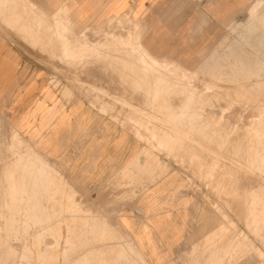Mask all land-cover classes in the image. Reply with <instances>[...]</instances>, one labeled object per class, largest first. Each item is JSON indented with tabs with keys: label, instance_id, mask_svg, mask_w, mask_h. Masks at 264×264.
Masks as SVG:
<instances>
[{
	"label": "rangeland",
	"instance_id": "374dc122",
	"mask_svg": "<svg viewBox=\"0 0 264 264\" xmlns=\"http://www.w3.org/2000/svg\"><path fill=\"white\" fill-rule=\"evenodd\" d=\"M3 1L0 53L19 51L29 60L0 62H13L10 71L15 73L21 68L25 83L43 79L46 84L35 91H27L34 87L29 85L25 91L8 92L2 75L0 264H124L129 255L119 248L127 242L107 234L109 219L123 210L144 215L145 189L168 180L178 183L166 194L187 196L185 206L192 208L196 228L172 264H264V177L253 174L245 161L246 156L254 160L264 154V0H126V11H102L91 19L72 16V0ZM141 7L142 27L132 14ZM102 14L108 16L99 17ZM15 16L22 21L27 17L17 23ZM57 19L64 23L67 36L76 39L68 37L74 47L90 38L98 40L101 30L117 34L110 33L98 52L79 55L80 59L63 57L53 30ZM25 27L31 33L25 34ZM140 38L155 52L158 49L186 67L171 60H165L169 65L165 69L154 66ZM28 61L31 67L23 70L22 62ZM0 72H6V66ZM18 80L15 76L16 84ZM80 99L131 135L126 148L127 159L133 160L124 168L111 169L108 178L78 180L70 165L58 162V106L63 112ZM178 108L182 119L177 125L172 114ZM42 110H46L44 118ZM36 131L53 132L44 147L38 148L47 136L35 134L31 139ZM239 145L248 148L244 149L247 155L236 153ZM255 165L260 167L257 171L263 167L260 161ZM199 242L200 247L189 251L188 244ZM133 256L144 260L141 253L131 251L127 263L135 264Z\"/></svg>",
	"mask_w": 264,
	"mask_h": 264
},
{
	"label": "crops",
	"instance_id": "0c3cea01",
	"mask_svg": "<svg viewBox=\"0 0 264 264\" xmlns=\"http://www.w3.org/2000/svg\"><path fill=\"white\" fill-rule=\"evenodd\" d=\"M125 2L126 0H72V16L91 19L102 11L124 12L127 10L126 7H123ZM139 4L142 6V2H139ZM253 4L248 10H250ZM141 12L142 7L133 11L132 14L134 15V19L139 21L142 27ZM100 16L107 17L108 14H102ZM140 43L153 57L176 61L173 57L161 55L158 49L155 52L154 48L151 49L143 44L141 38ZM25 57L24 53L19 51H3L0 53V60L13 62L15 60H29ZM13 62L11 64L8 62H0L1 69L6 66V72H0V83L4 80L2 75H6V91H25L29 85L34 87L29 88V90L27 89V91H35V89H39L46 84L45 81L43 82V79H39L33 84L25 83L24 79L21 80L20 78L21 68L16 73L15 71H10V65L14 64ZM176 62L185 66L183 62ZM27 67L30 68L31 63L29 61L22 62L23 70ZM15 76L19 77L17 84L15 83ZM90 86L93 87L92 85ZM19 102V108H21V100ZM60 110L58 106V119L55 121L58 122V162L64 166L70 165L69 171L76 179L87 180L89 182L96 181V179L100 178H108L110 176L108 172L111 169L124 168V166L133 160V158L130 160L127 159L126 148V141L130 139L129 136L131 135L129 134L128 136L125 129L122 128L123 130H121L120 126H117L106 117L97 113L90 102L80 99L73 103L69 110H63V112ZM45 111H41L43 118ZM29 112L25 113L26 118L30 117L28 115ZM42 123L44 125L43 121ZM35 134H38V136H47L44 138L45 144L38 147L41 148L49 143L47 141L49 138L51 139L53 132L41 134V132L36 131L32 133L31 139L32 137L34 138ZM75 146L77 149L76 152L74 151ZM177 183V180H168L156 186L146 188L141 201L144 215L138 216L133 211L123 210L113 217V219H109L110 224H108L111 227H108L109 231L107 234L122 236L124 241L127 242L120 244L119 250L125 251L129 256L131 251L142 254L143 261L133 256L135 257L133 259H136L135 264H172L177 255L183 252L184 242L193 236L196 228H194L192 208L185 206V201L188 199L187 196L179 192H175V195L166 194L168 189L177 188ZM188 245L189 251H192L193 248L200 247L201 243ZM102 250H107L105 245ZM128 257L125 261H122L124 264H130L127 263Z\"/></svg>",
	"mask_w": 264,
	"mask_h": 264
},
{
	"label": "bare ground",
	"instance_id": "6f19581e",
	"mask_svg": "<svg viewBox=\"0 0 264 264\" xmlns=\"http://www.w3.org/2000/svg\"><path fill=\"white\" fill-rule=\"evenodd\" d=\"M4 1L7 2V0H4ZM4 1H3V4H4ZM28 1H30V0H28ZM8 2H10V0H9ZM18 2H19V1H18ZM22 2H23V0H22ZM24 3H26V2L24 1ZM28 3H29V2H28ZM5 4H6V3H5ZM10 4H11V3H10ZM6 5H7V4H6ZM31 5H32V3H31ZM28 6H29V5H28ZM6 7H7V6H6ZM32 7H33V6H32ZM8 8H9V7H8ZM22 8H23V7H22ZM2 9H3V8H2ZM5 9H6V8H5ZM5 9H4V10H5ZM9 9H10V8H9ZM33 10H34V9H33ZM1 11H2V10H1ZM22 11H23V10H22ZM3 12H4V11H3ZM2 14H4V13H2ZM9 14H10V13H9ZM34 14H35V13H34ZM29 15H30V14H29ZM36 15H37V14H36ZM43 15H45V14H43ZM6 16H7V15H6ZM11 16H12V15H11ZM13 16H14V15H13ZM34 16H35V15H34ZM34 16H32V17H34ZM51 16H52V15H51ZM54 16H55V15H54ZM20 17H21V16H20ZM20 17L18 18V17L15 16V18L17 19V21H16V19H15V21H16L17 23H20V22H18V19H21V21H22V17H21V18H20ZM26 17H27V16H26ZM26 17H25V18H26ZM32 17H31V18H32ZM35 17H37V16H35ZM57 17H58V16H57ZM126 17H127V16H126ZM129 17H130V16H129ZM3 18H4V17H3ZM13 18H14V17H13ZM13 18H12V20L14 21ZM23 18H24V16H23ZM25 18H24V19H25ZM47 18H49V17H47ZM52 18H53V16H52ZM54 18H55V17H54ZM123 18H125V17H123ZM6 19H8V18H6ZM10 19H11V17H10ZM10 19H8V20H10ZM24 19H23V21L26 20V19H25V20H24ZM28 19H30V18H28ZM35 19L37 20V19H39V18H35ZM62 20H63V18H62ZM67 20H68V19H67ZM129 20H130V19H129ZM129 20H128V21H129ZM131 20H132V19H131ZM23 21H22V23H24ZM31 21H33V20H31ZM34 21H35V20H34ZM38 21H39V20H37L36 22H38ZM42 21H43V20H41V21H39V22L42 23ZM57 21H58V19H57ZM57 21H56V22H57ZM60 21H61V20H60ZM60 21H58V22L56 23V26H55V27H57V28H53V30L56 29V34H57L56 36L58 37V42H57L58 44H57V46L61 47L60 49H62L61 52H63V57H65L64 55H66L67 57H68V55H70V56H76V55H78V58L80 59L81 55H83V54L86 55V53L88 54L89 52H98V51L101 49L102 45H103V44L105 43V41L107 40V36H108L110 33H112V34H114V35L117 34V33H113V32L106 33V32H104L103 30H101V31H99L100 34H97V35H100V38H99L98 40H97V38H96L95 41H94V40H92V38H90V39H87L85 42H84V41H81V42H84L83 44H81V46L79 45V46L74 47L73 45L71 46L70 39H72V38L69 37L70 35L67 36L68 33L66 34V30H67V29L65 28V26H63L64 23H63V25H62ZM16 22H15V23H16ZM36 22H35V23H36ZM39 22H38V23H39ZM64 22H65V21H64ZM71 22H72V21L70 20V23H71ZM118 22H119V19H118ZM12 23H13V22H12ZM33 23H34V22H32L30 25L32 26ZM52 23H53V22H52ZM136 23H137V22H136ZM136 23H135V24H136ZM138 23H140V22H138ZM13 24H14V23H13ZM26 24H27V22H26ZM71 24H72V23H71ZM129 24H130V23H129ZM21 25H22V24H21ZM36 25H37V24H36ZM43 25H44V24H43ZM72 25L75 26L76 24H72ZM138 25H139V24H138ZM138 25H137V26H138ZM23 26H25V25H23ZM23 26H22V27H23ZM27 26H28V25H26V27H27ZM39 26H40V25H39ZM39 26H38V28H39ZM50 26H51V25H50ZM50 26H49V27H50ZM66 26H67V25H66ZM70 26H71V25H70ZM74 26H72L71 28H73ZM26 27L24 28L25 31H23V32H26L25 34H27L28 32L31 33L30 30H29V31H28V30L26 31V29L29 28V26H28L27 28H26ZM32 27H33V26H32ZM34 27H35V26H34ZM45 27H46V26H45ZM49 27H48V28H49ZM52 27H54V26H52ZM76 28H77V27H76ZM76 28H74V30H75ZM128 28H129V27H128ZM21 29H22V28H21ZM50 29H52V28H50ZM133 29H135V28H133ZM38 30H39V29H38ZM47 30H48V29H47ZM53 30H52V31H53ZM122 30H123V29H122ZM136 30H137V29H136ZM136 30H135V33L138 32V34H140V33H139V29H138L137 32H136ZM48 31L50 32L51 30H48ZM70 31H71V30H70ZM75 31H77V29H76ZM247 31H248V30H247ZM38 32H39V31H38ZM46 32H47V31H45V33H46ZM49 32H48V33H49ZM71 32H72V31H71ZM86 32H87V31H86ZM29 33H28V34H29ZM32 33H34V32H32ZM45 33H44V34L42 33V35H43V36L46 35ZM51 33H53V32H51ZM75 33H76V32H74V34H75ZM88 33H89V32H88ZM128 34H129V33H128ZM34 35H36V34H34ZM51 35H52V34H51ZM82 35H83V34H82ZM130 35H131V34H130ZM25 36H27V35H25ZM31 36H32V35H31ZM47 36H48V35H47ZM77 36H78V35H77ZM117 36H118V35H117ZM128 36H129V35H128ZM131 36H132V35H131ZM131 36H130V37H131ZM35 37H36V36H35ZM38 37H40V36H38ZM44 37L46 38V36H44ZM48 37H49V36H48ZM68 37H69L70 39H69ZM81 37H82V36H81ZM112 37H113V36H112ZM118 37H119V36H118ZM120 37H121V36H120ZM133 37H134V36H133ZM138 37H139V36H138ZM29 38H30V37H29ZM41 38H43V37L41 36ZM54 38H55V36H54ZM73 38H74V37H73ZM116 38H117V37H116ZM135 38H137V37H135ZM43 39H44V38H43ZM128 39H129V38H128ZM128 39H127V40H128ZM131 39H132V38H131ZM133 39H134V38H133ZM137 39H138V38H137ZM244 39H245V38H244ZM249 39H250V38H249ZM249 39H248V40H249ZM40 40L42 41V39H40ZM49 40H50V39H49ZM55 40H56V39H55ZM72 40H73V39H72ZM72 40H71V41H72ZM78 40H80V39H78ZM96 40H97V41H96ZM114 40H115V39H114ZM138 40H139V39H138ZM43 41H44V40H43ZM73 41H76V39L73 40ZM117 41H118V40H117ZM121 41H122V40H121ZM78 42H79V41H78ZM78 42H76V43L78 44ZM108 42H109V41H108ZM110 42H111V41H110ZM119 42H120V40H119ZM123 42H124V41H123ZM129 42H132V41H129ZM48 43H49V42H48ZM113 43L116 44L115 42H112V44H113ZM73 44H74V43H73ZM79 44H80V43H79ZM132 44H133V43H132ZM132 44H131V45H132ZM135 44H136V43H135ZM54 45H55V44H54ZM54 45H52V46L54 47ZM74 45H76V44H74ZM120 45H121V44H120ZM120 45H119V46H120ZM52 46H49V47H52ZM113 46H114V45H113ZM119 46H118V48H119ZM129 46H130V45H129ZM111 47H112V46H111ZM116 47H117V46H116ZM121 47H122V46H121ZM123 47H125V46L123 45ZM108 48H109V47H108ZM133 48H134V47H133ZM113 49H114V47H113ZM119 49H120V48H119ZM119 49H118V52H119ZM122 49H123V48H122ZM130 49H131V48H130ZM51 50L56 51V49H51ZM110 50H111V49H110ZM114 50H115V49H114ZM133 50H134V49H133ZM135 50H136V49H135ZM143 50L145 51V56H147L148 59H150V60L152 61L151 64H153L154 66L157 65V66L163 67V69H165L164 67H167L168 62L165 61V59H159V58L153 57V56L150 55V53H148L145 49H143ZM143 50H142V51H143ZM115 51H116V50H115ZM137 51H138V50H137ZM137 51H135L134 53H136ZM144 51H143V53H144ZM103 52H104V51H103ZM108 52H109V51H108ZM126 52H127V51H126ZM53 53H54V52H53ZM100 53H101V51H100ZM127 53H128V52H127ZM140 53H141V52H140ZM57 54H58V53H57ZM90 54H91V53H90ZM90 54H89V55H90ZM97 54H98V53H97ZM104 54H105V53H104ZM138 54H139V53H138ZM79 55H80V57H79ZM89 55H88V56H89ZM100 55H101V54H100ZM131 55H132V54H131ZM133 55H134V54H133ZM135 55H136V54H135ZM139 55H140V54H139ZM70 56H69V57H70ZM97 56H98V55H97ZM97 56H96V57H97ZM136 56H137V55H136ZM143 56H144V55H143ZM143 56L140 55V56H139L140 59H141V57H143ZM59 57H60V56H59ZM69 57H68V58H69ZM93 57H94V56H93ZM130 57H131V56H130ZM134 57H135V56H133V58H134ZM161 57H162V56H161ZM61 58H62V56H61ZM71 58H72V57H71ZM84 58H85V56H84ZM105 58H106V56H105ZM133 58H132V59H133ZM145 58H146V57H145ZM73 59H74V58H73ZM81 59H82V58H81ZM126 59H127V58H126ZM128 59L130 60L129 57H128ZM132 59H131V60H132ZM136 59H137V58H136ZM140 59H139V60H140ZM143 59H144V57H143ZM146 59H147V58H146ZM67 60H68V59H67ZM82 60H83V59H82ZM133 60L136 61L135 59H133ZM126 61H127V60H126ZM143 61H144V62H147L145 59H144ZM143 61H142V62H143ZM169 61H170V60H169ZM128 62H129V61H128ZM137 62H138V60H137ZM144 62H143V63H144ZM148 62H149V61H148ZM85 63H86V62H85ZM126 63H127V62H126ZM126 63H125V64H126ZM129 63H130V62H129ZM129 63H128V64H129ZM139 63H140V62H139ZM170 63H171V62H170ZM62 64H63V63H62ZM75 64H76V63H75ZM131 64H132V63H131ZM131 64H130V65H131ZM137 64H138V63H137ZM148 64H149V63H147L146 66H147ZM171 64H172V63H171ZM171 64H170V65H171ZM135 65H136V63H135ZM139 65H141V64H139ZM128 66H129V65H127V67H128ZM133 66H134V63H133ZM143 66H144V65H143ZM146 66H145V67H146ZM168 66H169V65H168ZM129 67H130V66H129ZM141 67H142V65H141ZM141 67H140V68H141ZM147 67H148V69L150 68L149 65H148ZM147 67H146V68H147ZM136 68H137V67H136ZM146 68H145V69H146ZM115 69H116V68H115ZM138 69H139V68H138ZM163 69H162V70H163ZM168 69H169V68H168ZM131 70H132V69H131ZM133 70H134V69H133ZM141 70L143 71L144 69H141ZM146 70H147V69H146ZM149 70H150V69H149ZM162 70H161V71H162ZM170 70H171V69H170ZM180 70H181V69H180ZM182 70H183V69H182ZM137 71H138V70H137ZM144 71H145V70H144ZM144 71H143V73H144ZM151 71H152V73L154 74L155 71H154V72H153V70H151ZM151 71H150V72H151ZM159 71H160V69H159ZM161 71H160V72H161ZM175 71H176V70H175ZM132 72H133V71H132ZM145 72H146V71H145ZM147 72H148V70H147ZM150 72H149V73H150ZM162 72H163V71H162ZM162 72H161V73H162ZM138 73H139V72H138ZM138 73H137V75L139 76L140 74H138ZM141 73H142V72H141ZM149 73H148V74H149ZM163 73H164V72H163ZM126 74H127V73H126ZM132 74H133V73H132ZM132 74H131V75H132ZM146 74H147V73H146ZM146 74H145V75H146ZM148 74H147V75H148ZM150 74H151V73H150ZM174 74H175V73H174ZM151 75H152V74H151ZM151 75H150V76H151ZM163 75H164V74H163ZM166 75H167V74H166ZM133 76H136V75L133 74ZM133 76H132V77H133ZM143 76H144V74H143ZM153 76H154V75H153ZM153 76H152L151 78H153ZM161 76H162V74H161ZM171 76H173V75H171ZM174 76H176V75H174ZM148 77H149V76H146V78H148ZM166 77H168V76H166ZM133 78H134V77H133ZM135 78H136V77H135ZM142 78H144V77H142ZM149 78H150V77H149ZM151 78H150L151 81H152V80H155L154 78H153V79H151ZM160 78H161V77H160ZM179 78H181V77H179ZM182 78H183V76H182ZM170 79H171V78H170ZM170 79H169V80H170ZM172 79H173V78H172ZM175 79L177 80V78H175ZM175 79H174V80H175ZM144 80H145V79H144ZM165 80H166V79H165ZM169 80H168V81H169ZM181 80H182V79H181ZM148 81H149V79H148L146 82L148 83ZM151 81H150V82H151ZM156 81H157V83H159V80H155L154 83H155ZM163 81H164V78H163V80H161V82L163 83ZM179 81H180V80H179ZM136 82H137V81H136ZM142 82H143V81H142ZM164 82H165V81H164ZM171 82L174 83V81H171ZM182 82H183V81H182ZM168 83H169V82H168ZM168 83H166V84H168ZM183 83H184V82H183ZM185 83H186V82H185ZM188 83H189V82H188ZM138 84L141 85V83H139V81H138ZM143 84H144V83H143ZM155 84H156V83H155ZM164 84H165V83H164ZM180 84H181V83H180ZM180 84H179V85H180ZM147 85L150 86L151 84H150V85H149V84H146L145 86H147ZM152 85H153V84H152ZM152 85H151V87H152ZM159 85H160V84H159ZM172 85H173V84H172ZM175 85H176V84H175ZM175 85H173V86H175ZM79 86H80V85H79ZM154 86H155V85H154ZM154 86H153V88H154ZM167 86H168V85H167ZM183 86H184V84H183ZM186 86H187V85H186ZM186 86H184V88H185ZM157 87H158V86H157ZM157 87L155 86L156 89H157ZM160 87H161V85H160ZM162 87H163V86H162ZM170 87H171V86H170ZM163 88H164V87H163ZM165 88H167V87L165 86ZM167 89H168V88H167ZM180 89H181V88H180ZM186 89H187V88H186ZM191 89H192V88H191ZM193 89H194V88H193ZM150 90H151V88H150ZM163 90L166 91V89H162L161 91H163ZM184 90H185V89H184ZM188 90H190L189 87H188ZM218 90H219V89H218ZM153 91H154V90H153ZM164 91H163V93H164ZM186 91H187V90H186ZM186 91H184V92H186ZM157 92H158V94H159V93H162V92H159V90H158ZM166 92H168V91H166ZM166 92H165V93H166ZM172 92H174V91H172ZM177 92H178V91H177ZM179 92H180V91H179ZM179 92H178V93H179ZM184 92H182V94H184ZM194 92H196L195 89H194ZM206 92H207V91H206ZM221 92H222V91H221ZM152 93H153V92H152ZM155 93H156V91H155ZM163 93H162V94H163ZM189 93H190V91H189ZM172 94L174 95V93H172ZM176 94H177V93H176ZM182 94H181V95H182ZM194 94H195V93H194ZM200 94H202V93H200ZM149 95H151L150 92H149ZM160 95H161V94H160ZM160 95H159V96H160ZM164 95H165V94H164ZM167 95H169V92L167 93ZM187 95H189V94L186 93V97H187ZM196 95H197V94H196ZM205 95H206V94H205ZM221 95H222V93H221ZM230 95H231V94H230ZM154 96H155V95H154ZM159 96H158V97H159ZM178 96H179V95H178ZM178 96H177V97H178ZM190 96H191V94H190ZM192 96H193V94H192ZM192 96H191V97H192ZM216 96H217V95H216ZM144 97H145V96H144ZM148 97H149V96H148ZM165 97H166V96H165ZM168 97H169V96H168ZM168 97H167V98H168ZM170 97H171V96H170ZM182 97H183V98H186V97H184L183 95H182ZM182 97H181V98H182ZM193 97H194V96H193ZM195 97H196V96H195ZM197 97H198V96H197ZM197 97H196V98H197ZM206 97H207V96H206ZM219 97H221V96H219ZM156 98H157V97H156ZM172 98H173V97H172ZM183 98L181 99V101L183 100ZM187 98H188V97H187ZM189 98H190V97H189ZM204 98H205V97H204ZM63 99H64V98H63ZM151 99H152V97H151ZM158 99H160V97H159ZM162 99H163V101H164V99H166V98H164V96H163V98L161 97L160 100H162ZM178 99H179V98H178ZM198 99H199V98H198ZM206 99H207V98H206ZM170 100H171V99H170ZM170 100H169L168 102H170ZM190 100L192 101L193 99H190ZM190 100H189V102H190ZM166 101H167V99H166ZM166 101H165V102H166ZM179 101H180V100H179ZM208 101H209V100H208ZM233 101H234V100H233ZM160 102H161V101H160ZM168 102H167V103H168ZM171 102H172V100H171ZM175 102H176V101H175ZM187 102H188V101H187ZM194 102H195V101H194ZM204 102H205V101H204ZM223 102H224V101H223ZM234 102H235V101H234ZM238 102H239V101H238ZM177 103H178V102H177ZM180 103H181V102H180ZM182 103H183V102H182ZM153 104H154V102H152V105H153ZM163 104H164V103H163ZM173 104H174V103H173ZM188 104H189V103H188ZM190 104H191V103H190ZM195 104H196V102H195ZM197 104H198V103H197ZM200 104H201V103H200ZM204 104H205V103H204ZM240 104H241V103H240ZM242 104H243V103H242ZM158 105H159V104H158ZM177 105H178V104H177ZM215 105H216V104H215ZM215 105H214V106H215ZM150 106H151V105H150ZM172 106H173V105H172ZM182 106H183V105H182ZM190 106H192V105H190ZM190 106H189V107H190ZM241 106H242V105H241ZM154 107H157V106H154ZM168 107H169V106H168ZM194 107H195V106H194ZM199 107H200V106H199ZM212 107H213V104H212ZM231 107H232V106H231ZM162 108H163V107H162ZM164 108H165V107H164ZM166 108H167V107H166ZM174 108H176V105H175ZM202 108H203V105H202ZM207 108H208V107H207ZM218 108H219V107H218ZM155 109H156V108H155ZM179 109H180V108L175 109V112L172 114V119H173L172 122L175 123V124H177V125H178V123H180V121H181L179 118L182 117V116H181V112H182V110H180V111H181V112H180ZM182 109L184 110L185 108L182 107ZM185 110H186V109H185ZM201 110H202V109H201ZM229 110H230V109H229ZM169 111H170V110H169ZM169 111H167V112H169ZM202 111H203V110H202ZM261 111H262V110H261ZM157 112H158V110H157ZM191 112H192V111H191ZM193 112H194V111H193ZM249 112H250V111H249ZM187 113H188V112H187ZM195 113H196V112H195ZM197 113H198V112H197ZM255 113H256V112H255ZM259 113H260V112H259ZM161 114H162V113H161ZM182 114H183V113H182ZM202 114H203V113H202ZM204 114H205V112H204ZM207 114H208V113H207ZM209 114H210V113H209ZM262 114H263V113H262ZM170 115H171V114H170ZM184 115H185V112H184ZM187 115H188V114H187ZM197 116H198V115H197ZM207 116L210 117V115H207ZM231 116H232V115H231ZM238 116H239V115H238ZM220 117H221V116H220ZM222 117H223V116H222ZM186 118H187V117L185 116V120H186ZM181 119H182V118H181ZM262 119H263V118H262ZM236 120H237V119H236ZM146 121H147V120H146ZM148 121H149V120H148ZM151 121H152V120H151ZM219 121H220V120H219ZM262 121H263V120H262ZM207 122H208V121H207ZM233 122H234V121H233ZM235 122H236V121H235ZM148 123H149V122H148ZM165 123H166V122H165ZM188 123H189V122H188ZM216 123H217V122H216ZM236 123H237V122H236ZM234 124H235V123H234ZM234 124H233V125H234ZM238 124H240V123H238ZM243 124H244V123H243ZM138 125H139V124H138ZM179 125H180V124H179ZM173 126H176V125H173ZM238 126H239V125H238ZM177 127H178V126H177ZM177 127H176V128H177ZM243 127H244V126H243ZM222 128H223V127H222ZM161 129H162V128H161ZM163 130H164V129H163ZM245 130H246V129H245ZM171 131L173 132L172 129H171ZM198 131H200V129H199ZM215 131H216V130H215ZM100 132H101V131H100ZM174 132H175V130H174ZM234 132H235V131H234ZM161 133H162V132H161ZM169 133H170V132H169ZM169 133H167V134L165 133L164 135H167V137L169 138ZM178 133H179V132H178ZM242 134H243V133H242ZM164 135H162V136L165 138L166 136H164ZM159 136H160V135H159ZM171 136H172V135H171ZM174 136H175V135L173 134V137H174ZM222 136H223V135H222ZM225 137H226V135H225ZM250 137H251V136H250ZM164 138H163V140H165V141L167 142V140L164 139ZM248 138H249V137H248ZM159 139H160V138H159ZM246 139H247V138H246ZM169 140L172 141L171 137L169 138ZM173 140H174V139H173ZM175 140H176V139H175ZM247 140H248V139H247ZM157 141H158V140H157ZM159 141H160V140H159ZM155 142H156V141H155ZM166 142H165V143H166ZM168 142H169V141H168ZM161 143H162V145H163V142H161ZM165 143H164V144H165ZM172 144H173V143H172ZM245 145H246V144H245ZM164 146H165V145H164ZM173 146H174V145H173ZM173 146H172V147H173ZM239 146H240V145H239ZM251 146H252V145H251ZM14 147H15V145H14ZM173 148H174V147H173ZM246 148H247L246 146L241 145L240 147L237 148V149H238V152H236V153L239 154V152H242V153H240L241 155H244V154L247 155V154L245 153V151H244V149H246ZM182 149H183V148H182ZM247 149H248V148H247ZM239 150H240V151H239ZM6 151H7V150H6ZM252 151H255V150H252ZM252 151H251V152H252ZM249 153H250V152H249ZM18 154H19V153H18ZM252 154H253V153H252ZM257 154H259V153H257ZM21 155H22V154H21ZM241 155H240V156H241ZM254 155H256V154H254ZM254 155H253V156H254ZM20 157H21V156H20ZM249 158H250V159H249ZM249 158H248V156H246V160H245V161H246V167H247L250 171H252L253 174H255V175H259V176L261 175L262 177H264V154H262V155H261L260 157H258L257 159H256V157H255L254 160H253V158H251V157H249ZM252 161H253V162H252ZM259 161H260V163H262V166H263V167H262V169H261L260 171H257V168H260V167H256L255 164H256V162H259ZM219 162H220V161H219ZM234 162H235V161H234ZM208 167H209V166H208ZM224 167H225V166H224ZM205 172H206V171H205ZM205 175H206V174H205ZM251 175H252V173H251ZM252 176H253V175H252ZM254 179H255V178H254ZM246 188H247V187H246ZM244 191H245V190H244ZM6 233H7V232H6ZM1 237H2V236H1Z\"/></svg>",
	"mask_w": 264,
	"mask_h": 264
}]
</instances>
